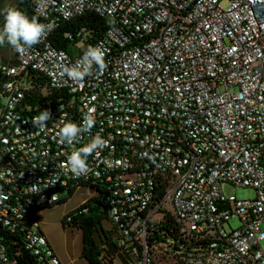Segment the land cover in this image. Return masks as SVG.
Instances as JSON below:
<instances>
[{
	"label": "built area",
	"instance_id": "built-area-1",
	"mask_svg": "<svg viewBox=\"0 0 264 264\" xmlns=\"http://www.w3.org/2000/svg\"><path fill=\"white\" fill-rule=\"evenodd\" d=\"M33 9L54 30L23 53L13 49L16 67L0 64L9 77L0 104V264H20L13 235L28 215L20 241L33 264H63L37 209L100 184L110 189L119 247L139 264H264V0H49L43 14L33 0ZM85 12L110 21L104 36L86 43L82 30L74 54L56 48L55 31ZM96 46L105 51L102 74L94 65L83 87L61 75ZM25 69L64 95L44 129L31 122L40 112L21 108ZM90 109L91 131L60 144V120L80 125ZM97 134L108 146L74 177L63 165ZM225 183L256 197L227 198ZM165 226L173 236L149 246Z\"/></svg>",
	"mask_w": 264,
	"mask_h": 264
},
{
	"label": "trees",
	"instance_id": "trees-1",
	"mask_svg": "<svg viewBox=\"0 0 264 264\" xmlns=\"http://www.w3.org/2000/svg\"><path fill=\"white\" fill-rule=\"evenodd\" d=\"M2 4L3 0H0V28H2L3 26L4 16L6 14V10L4 9ZM14 8L21 10L29 18L36 16L39 22H41L40 17L37 16L33 9V0H16ZM110 25V21L100 14L96 12H85L83 14L75 16L69 21L63 22V24H61V26L55 31L51 40L56 48L65 50L70 54H74L76 50V43L79 42V40L76 38L79 32L84 30V33L81 34L80 39L84 38L86 40V43H90L101 39ZM69 36L72 37V40L69 39ZM5 45L8 47L12 54L8 61H0V64L7 67H16L18 65L16 54L13 48L7 43L0 47L3 48L5 47ZM23 75H25L27 77V80L30 82L29 89L27 90L21 105L24 114L32 115L41 112L52 107L60 99L63 98L64 95L62 93L50 90L45 79L42 76H39L31 71V69H25L23 71ZM7 81H9V77H7V75L0 69V104L2 102L3 85ZM100 185L101 186L94 187L93 190L91 188L90 190L94 191L93 195L79 207L64 216V218L62 219V225H68L70 227L82 230L84 235L83 254L91 264H113L114 256L110 255L104 249L106 247L104 241H102L101 244L103 250L106 251L105 257L101 255V248L98 244H96V240L94 239V233H101L103 236H106L107 241H110V239L112 238L113 240L110 241V244L115 247V238L118 239V241L120 238L118 226L111 218L110 220L113 224L112 229L106 231L102 226V221L105 218V213L106 211L110 213L111 205L109 186L105 184ZM77 189L78 188L64 191L66 193L65 196L61 198L57 203H55L54 205L38 208L37 212L39 211L40 213V211L44 209L51 208L59 204H66L74 196ZM10 217L14 218V216ZM16 221H18L21 226L26 224L27 227H30L32 223V216L28 215L27 218ZM21 226H18L16 228V232L13 235V242H17V245L13 246L18 247L19 245L18 248L23 253L20 264H26V262L28 264H33L34 258L27 254L24 245L20 241L24 238V232L21 231ZM2 227L4 228V226H1V229ZM158 234H165L168 237L173 236V233L170 232L167 226L161 227L157 229L156 232H154L155 237L150 239L149 246H153L155 242H159ZM109 241L107 243H109ZM8 244L10 245L12 243L8 241ZM115 249L116 251L126 252L119 247V244L117 247H115ZM139 251H141L140 248ZM127 252L130 254V251ZM136 257H138L139 259V256ZM108 259H110L109 262H107Z\"/></svg>",
	"mask_w": 264,
	"mask_h": 264
},
{
	"label": "clouds",
	"instance_id": "clouds-1",
	"mask_svg": "<svg viewBox=\"0 0 264 264\" xmlns=\"http://www.w3.org/2000/svg\"><path fill=\"white\" fill-rule=\"evenodd\" d=\"M48 3L49 0H37V9L43 14ZM55 26L54 22L41 23L36 16L29 18L21 10L14 7L9 8L4 16L3 26L0 28V46L7 43L16 51L23 53L44 40L54 30ZM94 65L98 67L101 74L107 66L105 63V51L100 46L89 47L75 65L63 67L61 75H66L69 80L79 83L83 87L82 82L86 76L93 74ZM92 112L94 110L90 109L89 114L84 117L80 125L72 121L60 120V127L56 134L58 142L60 144L67 143L68 145H73L81 133L90 132L95 126V120L91 115ZM49 119H51V111L45 109L38 116L34 117L31 122L38 129H44ZM107 146L108 141L97 134L88 145L73 151L68 156L67 162L63 167L77 178L83 174H87L90 170L87 158L94 152L99 155L97 150H102ZM33 190L35 191L36 189L34 188ZM6 198L3 197V199ZM36 239L40 243H43L42 239L38 237Z\"/></svg>",
	"mask_w": 264,
	"mask_h": 264
},
{
	"label": "rangeland",
	"instance_id": "rangeland-1",
	"mask_svg": "<svg viewBox=\"0 0 264 264\" xmlns=\"http://www.w3.org/2000/svg\"><path fill=\"white\" fill-rule=\"evenodd\" d=\"M15 2L16 0H3L2 6L7 11L9 8L14 7ZM226 6L227 2H223L222 7L226 8ZM11 54L12 53L6 45L3 48L0 47V61H8ZM89 192L94 193V191L90 189L80 188L66 204H59L47 208L35 215L36 221L40 223L41 228L51 241L55 251L59 254L63 264H91L83 254L84 235L82 230L68 225H62V219L64 216L79 207L83 200L88 199ZM222 192L227 198L230 196H236L240 200L254 199L256 197V191L254 189L250 187L235 186L229 183H225L222 186ZM110 218V213L106 211L105 218L102 221L104 229L109 230L113 228ZM230 225L233 229H237L241 225L240 220L238 218H233L230 221ZM227 228L230 229V226L228 225ZM96 244L100 246V253L104 257L106 256V251L110 255H114L118 252L115 249L119 244V241L116 238L114 243L115 247L110 244L104 248L106 251L103 250L100 241L96 240ZM124 253L126 255L123 253L117 256L115 255L113 258V264H139L138 257L131 255L128 252Z\"/></svg>",
	"mask_w": 264,
	"mask_h": 264
},
{
	"label": "crops",
	"instance_id": "crops-1",
	"mask_svg": "<svg viewBox=\"0 0 264 264\" xmlns=\"http://www.w3.org/2000/svg\"><path fill=\"white\" fill-rule=\"evenodd\" d=\"M81 188H86V187H81ZM78 189H80V188H78ZM77 189V190H78ZM88 189V188H87ZM77 192V191H76ZM93 195V193H90L89 192V196H88V198H90L91 196ZM87 200V199H86ZM86 200H83L82 202H81V204L82 203H84ZM45 210V209H44ZM41 212V211H40ZM42 229V228H41ZM104 230H106V231H108L107 229H104ZM42 231H43V229H42ZM44 232V231H43ZM45 233V232H44ZM100 234V235H99ZM45 235H46V233H45ZM46 237H47V235H46ZM48 238V237H47ZM111 238V237H110ZM94 239L95 240H97V241H100V243L104 240V243H105V246H109L110 245V241H112L113 239L111 238L110 239V241H109V243H107L108 241L106 240V236L104 235H102L101 233H94ZM49 240V239H48ZM49 242H50V244H51V246H52V248L54 249V247H53V245H52V243H51V241L49 240ZM54 251H55V249H54ZM55 253L57 254V256L60 258V256H59V254L55 251ZM121 253H123L124 255H126L123 251H118V252H116L114 255H112V256H117V255H120ZM60 260H61V258H60ZM61 262H62V260H61Z\"/></svg>",
	"mask_w": 264,
	"mask_h": 264
}]
</instances>
